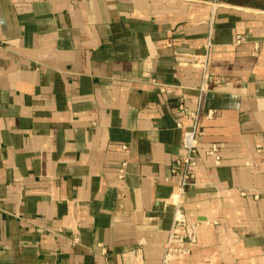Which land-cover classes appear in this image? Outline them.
<instances>
[{"label":"crops","instance_id":"crops-1","mask_svg":"<svg viewBox=\"0 0 264 264\" xmlns=\"http://www.w3.org/2000/svg\"><path fill=\"white\" fill-rule=\"evenodd\" d=\"M206 73L176 264H264V0H0V264H161Z\"/></svg>","mask_w":264,"mask_h":264},{"label":"built area","instance_id":"built-area-1","mask_svg":"<svg viewBox=\"0 0 264 264\" xmlns=\"http://www.w3.org/2000/svg\"><path fill=\"white\" fill-rule=\"evenodd\" d=\"M241 37H237V43L241 42ZM211 44L206 46L209 50ZM180 61L201 64L206 67L208 63V51L201 57L194 55L177 54ZM208 81L207 73L203 76L202 86L200 88V96L197 101V108L193 112H187L183 104L178 107V114L180 119L189 120L191 125L187 128L183 127L182 123L178 127L183 131L181 154L176 162V167L171 170L172 175L177 180L173 186L174 202L172 205L175 207L174 222L167 233V239L163 247V256L161 264H176L184 259L189 258L195 248L198 246V230L199 223L190 222L187 220L184 213L185 195L187 189L194 184L196 179V168L199 165L201 157H206L213 161L216 166L221 165L222 155L219 145L212 144L204 147L201 144L204 131L202 128V120L212 119L215 115L214 111L203 110V95L206 90ZM159 86L157 83H155ZM161 91H164V86H161ZM127 149L126 146L123 147ZM127 175V163L119 165L117 170V178L123 181ZM142 244L135 251L127 252L122 255L124 264H141L143 261Z\"/></svg>","mask_w":264,"mask_h":264}]
</instances>
